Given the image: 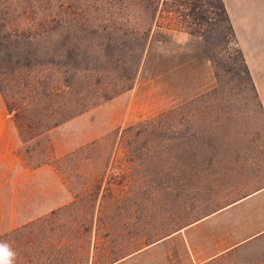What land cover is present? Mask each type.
Returning <instances> with one entry per match:
<instances>
[{
    "label": "rangeland",
    "instance_id": "1",
    "mask_svg": "<svg viewBox=\"0 0 264 264\" xmlns=\"http://www.w3.org/2000/svg\"><path fill=\"white\" fill-rule=\"evenodd\" d=\"M5 1L11 14L5 35L32 33L45 0ZM198 3L193 18L183 0H161L133 89L46 134L29 139L31 133L18 128L25 126L22 117L37 118L43 107L21 110L18 104L9 113L6 104L12 99L0 92V236L72 201L67 175L54 160L101 138L117 139L106 175L110 187L101 201L108 212L118 207L122 223H135V232L121 227L126 247L143 249L123 264H264V55L252 49L257 71L253 77L245 61L246 75L238 57L242 49L236 36L226 33L217 1ZM129 43L123 38L117 54L98 61L104 79H118L122 60L116 57ZM3 49L2 67L30 62L25 44ZM97 50L87 53L79 42L78 74L84 75ZM210 92L215 99L188 109L187 148H175L172 158H154L152 165L133 166L122 130ZM115 131V138L107 137ZM149 173L158 179L150 187L144 184Z\"/></svg>",
    "mask_w": 264,
    "mask_h": 264
},
{
    "label": "trees",
    "instance_id": "2",
    "mask_svg": "<svg viewBox=\"0 0 264 264\" xmlns=\"http://www.w3.org/2000/svg\"><path fill=\"white\" fill-rule=\"evenodd\" d=\"M199 1L183 0L191 8L188 16H196ZM216 1L219 19L226 33L234 39L235 33L225 4L223 0ZM45 2L43 16L33 22L28 21L32 22V33L15 31L5 35L10 24L11 14L6 12L10 4L0 0V46L10 51L25 44L29 50L24 54L30 61L28 65L20 67L24 69L22 72L14 71L20 68L0 65V92L13 100L6 104L9 113L13 112L12 108H18V104L21 110L35 106L44 110L37 118L22 117L25 126L17 125L31 133L29 139L46 134L133 89L139 67L149 48L161 0ZM189 33L196 35L198 32L191 30ZM123 38L130 41V48L116 57L122 60L117 71L118 79L106 80L103 77L105 68L98 65V61L117 54ZM79 42L87 53L91 52V48L100 49L94 51L93 61L86 62L84 75L77 73ZM35 45H41V48L37 50ZM238 54L242 70L249 75L243 54L241 51ZM38 55L42 56L40 61ZM7 63L13 61L8 60ZM22 88V93L14 91L19 92ZM215 97V93H207L197 100L177 105L122 130V135L127 136L125 141L133 166L145 161L152 165L154 158H172L175 148H187L188 109ZM22 112L26 114V111ZM199 115L200 112H197L195 117ZM202 121L203 118L196 122V125L199 123L197 131L201 129ZM118 134L119 131H115L107 137L115 138ZM109 140L101 138L54 160L57 169L67 175L72 201L0 236V243L9 245L15 253L14 264H123L143 251L133 247L130 250L124 239L121 241L124 236L120 233L121 227L125 226V230L129 227L135 232V223L131 219L129 223H122L118 207L108 212L106 203L101 201L103 190L110 187L106 175L117 139L107 143ZM98 160L99 165L95 164ZM147 178L144 184L149 187L151 182L158 180L155 173H149ZM175 183L178 184L177 181ZM135 188L137 192L140 190L138 182ZM105 242L112 243L116 248H107Z\"/></svg>",
    "mask_w": 264,
    "mask_h": 264
},
{
    "label": "crops",
    "instance_id": "3",
    "mask_svg": "<svg viewBox=\"0 0 264 264\" xmlns=\"http://www.w3.org/2000/svg\"><path fill=\"white\" fill-rule=\"evenodd\" d=\"M223 2L245 61L255 77L256 64L250 59L254 53L253 48L261 49V52L256 51V55H264V0H223Z\"/></svg>",
    "mask_w": 264,
    "mask_h": 264
},
{
    "label": "clouds",
    "instance_id": "4",
    "mask_svg": "<svg viewBox=\"0 0 264 264\" xmlns=\"http://www.w3.org/2000/svg\"><path fill=\"white\" fill-rule=\"evenodd\" d=\"M15 253L10 246L0 243V264H14Z\"/></svg>",
    "mask_w": 264,
    "mask_h": 264
}]
</instances>
